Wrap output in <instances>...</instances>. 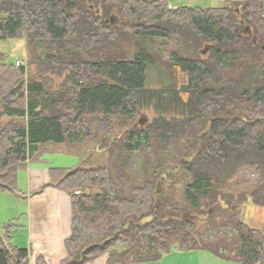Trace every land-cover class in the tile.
I'll return each mask as SVG.
<instances>
[{"label": "trees", "instance_id": "1", "mask_svg": "<svg viewBox=\"0 0 264 264\" xmlns=\"http://www.w3.org/2000/svg\"><path fill=\"white\" fill-rule=\"evenodd\" d=\"M157 38L176 40L170 61ZM8 40L25 42L33 73L0 63V191L18 195V172L44 161L49 143L108 149L107 167L50 168L40 189L71 196L61 264L159 261L172 250L264 264V226L252 228L237 209L264 210V0L177 9L166 0H0ZM157 64L170 80L147 88ZM149 108L153 120L135 124ZM135 152L140 184L126 170ZM246 167L258 184L234 200L229 184ZM165 181L183 184L177 200ZM199 222L214 240L200 237ZM11 230L0 231V264H30Z\"/></svg>", "mask_w": 264, "mask_h": 264}, {"label": "crops", "instance_id": "2", "mask_svg": "<svg viewBox=\"0 0 264 264\" xmlns=\"http://www.w3.org/2000/svg\"><path fill=\"white\" fill-rule=\"evenodd\" d=\"M241 0H197L200 7L220 8L226 2H239ZM50 144V143H49ZM49 144L46 145L47 153ZM86 147H74V149H85ZM71 149V150H74ZM43 157L42 162L28 165L25 171L18 172V195H12L20 205V209L10 216H5L9 206L4 203L0 209V231L8 223L10 231L11 245L19 249L27 250L31 255L30 264H34L36 256H42L47 264H61L66 257L64 246L65 240L71 233V196L64 191L53 187L40 189L49 182L50 168H65L48 166L43 169H33L36 164L48 162ZM70 169V168H65ZM39 191V192H38ZM4 193H1L0 197ZM31 204V211L34 217L28 215L26 205ZM12 209V208H11ZM13 210V209H12ZM57 214V215H55ZM108 255H104L98 260L89 264H107ZM113 264H239L234 261H225L213 255L207 250L178 251L172 250L165 254L159 261Z\"/></svg>", "mask_w": 264, "mask_h": 264}, {"label": "rangeland", "instance_id": "3", "mask_svg": "<svg viewBox=\"0 0 264 264\" xmlns=\"http://www.w3.org/2000/svg\"><path fill=\"white\" fill-rule=\"evenodd\" d=\"M169 3L171 9H177L180 7L194 8L199 6L197 0H166ZM203 6H206L205 4ZM200 6V8H203ZM114 19V18H113ZM153 47L159 51L163 56V59L170 61L169 54L174 49H177V42L174 39H160L157 38L152 43ZM42 53V51H41ZM17 61H20L22 66L26 67V77L33 73V69L28 67L30 57L28 50L24 41H0V63L5 64H14ZM162 65V64H161ZM160 64L156 67L150 69L148 67L147 76H146V87L150 89H158L162 86V82H169L170 75L168 74L165 66ZM21 66V65H20ZM25 77V78H26ZM49 80H51L49 78ZM54 80V79H52ZM61 80H55L53 86L57 88ZM47 86L51 85V82H46ZM154 111L149 108L146 110H141L140 113L136 116L135 124H138L141 127H145L149 124L155 117ZM119 133V130H118ZM81 146V145H80ZM85 149H74L71 150L65 144H49V152L45 156L48 164L45 166L44 163L36 164L33 166V169H45L48 166L55 167H65V168H97V167H107L110 163L109 154L107 152L106 146L97 143H92L90 145H85ZM143 153L135 152L129 155V160L126 165V170L134 177L137 184L142 183L144 178V170L142 168ZM164 187L167 189L166 192L168 196L174 201L177 200L181 195L183 184L175 183L173 187H170L169 184L165 181ZM258 184V175L254 169L246 167L239 171L238 176L235 180L229 184L230 195L233 196L234 200H237L239 197L238 194L247 193L249 194L252 189ZM163 188V187H162ZM1 192L0 191V195ZM238 196V197H237ZM15 198L8 193H4L0 197V209H3L4 203L9 206L8 212L5 213V216H10L11 213H16L20 209V204L14 200ZM160 200H155L154 207L159 209ZM224 206V204L222 205ZM13 210H12V209ZM25 209L28 211V215L34 217V214L31 211V204L26 205ZM239 211L243 214L245 223L255 229H262L264 226V210L255 207L251 202H248L246 205H240L237 207ZM184 212V210H183ZM189 214V212H185ZM212 214V212H211ZM57 215V214H55ZM3 217V214H0ZM201 220V219H200ZM199 234L201 238L214 240V234L206 230L208 228L202 227V222H199ZM209 227V225H207Z\"/></svg>", "mask_w": 264, "mask_h": 264}, {"label": "water", "instance_id": "4", "mask_svg": "<svg viewBox=\"0 0 264 264\" xmlns=\"http://www.w3.org/2000/svg\"><path fill=\"white\" fill-rule=\"evenodd\" d=\"M248 31H249V29L246 28V29H245V32H248ZM183 218L193 219L194 217L191 216V215H189V214H186V215L183 216ZM106 242H107V241L102 242L101 245H104Z\"/></svg>", "mask_w": 264, "mask_h": 264}, {"label": "built area", "instance_id": "5", "mask_svg": "<svg viewBox=\"0 0 264 264\" xmlns=\"http://www.w3.org/2000/svg\"><path fill=\"white\" fill-rule=\"evenodd\" d=\"M21 62L20 61H17L16 63H15V65L16 66H20V65H22V64H20Z\"/></svg>", "mask_w": 264, "mask_h": 264}]
</instances>
